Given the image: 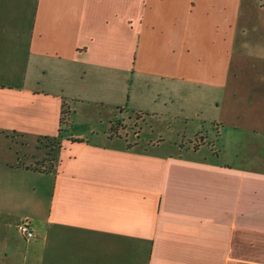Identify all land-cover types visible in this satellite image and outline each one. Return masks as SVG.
Instances as JSON below:
<instances>
[{"label": "crops", "instance_id": "1", "mask_svg": "<svg viewBox=\"0 0 264 264\" xmlns=\"http://www.w3.org/2000/svg\"><path fill=\"white\" fill-rule=\"evenodd\" d=\"M246 7L0 0V264H264V169L111 132L228 87ZM81 113L103 135L59 134Z\"/></svg>", "mask_w": 264, "mask_h": 264}, {"label": "rangeland", "instance_id": "2", "mask_svg": "<svg viewBox=\"0 0 264 264\" xmlns=\"http://www.w3.org/2000/svg\"><path fill=\"white\" fill-rule=\"evenodd\" d=\"M246 8L247 34L237 31L228 87L189 89L185 98L171 106L178 110V117L159 119L130 111L113 123V135L127 146L136 144L137 149L150 140L160 142L156 148L165 151L194 152L201 146L200 155L264 169V0H247ZM184 102V110L179 111ZM94 127L95 137L103 135L100 119L81 113L76 118L72 115L66 132L93 137L89 130Z\"/></svg>", "mask_w": 264, "mask_h": 264}, {"label": "built area", "instance_id": "3", "mask_svg": "<svg viewBox=\"0 0 264 264\" xmlns=\"http://www.w3.org/2000/svg\"><path fill=\"white\" fill-rule=\"evenodd\" d=\"M19 231L25 235L27 238H32L34 236L33 231L31 230V228L29 227V224L27 222H23L21 223L19 226Z\"/></svg>", "mask_w": 264, "mask_h": 264}, {"label": "trees", "instance_id": "4", "mask_svg": "<svg viewBox=\"0 0 264 264\" xmlns=\"http://www.w3.org/2000/svg\"><path fill=\"white\" fill-rule=\"evenodd\" d=\"M67 109H68V108L66 107V108H65V111H67ZM67 113H68V112H67ZM66 121H67L66 118L63 117V118H62V124L66 123ZM66 124H68V122H67ZM66 131H67V128L64 127V126H63V127L61 126V128H60V133H59V134L62 136Z\"/></svg>", "mask_w": 264, "mask_h": 264}]
</instances>
